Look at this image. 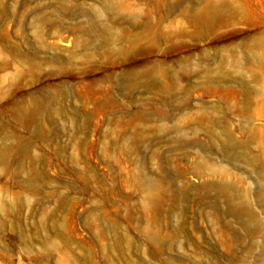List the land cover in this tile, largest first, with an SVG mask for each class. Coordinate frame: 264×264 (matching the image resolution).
Returning a JSON list of instances; mask_svg holds the SVG:
<instances>
[{
	"label": "rangeland",
	"instance_id": "rangeland-1",
	"mask_svg": "<svg viewBox=\"0 0 264 264\" xmlns=\"http://www.w3.org/2000/svg\"><path fill=\"white\" fill-rule=\"evenodd\" d=\"M0 264H264V0H0Z\"/></svg>",
	"mask_w": 264,
	"mask_h": 264
}]
</instances>
